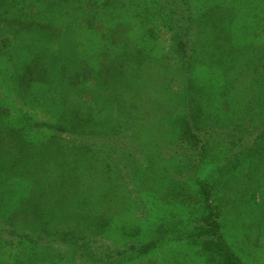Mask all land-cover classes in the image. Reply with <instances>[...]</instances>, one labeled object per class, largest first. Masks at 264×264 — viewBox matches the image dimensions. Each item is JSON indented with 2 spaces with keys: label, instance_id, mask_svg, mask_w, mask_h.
<instances>
[{
  "label": "trees",
  "instance_id": "16d2710c",
  "mask_svg": "<svg viewBox=\"0 0 264 264\" xmlns=\"http://www.w3.org/2000/svg\"><path fill=\"white\" fill-rule=\"evenodd\" d=\"M0 84V264H264V0H0Z\"/></svg>",
  "mask_w": 264,
  "mask_h": 264
},
{
  "label": "rangeland",
  "instance_id": "374dc122",
  "mask_svg": "<svg viewBox=\"0 0 264 264\" xmlns=\"http://www.w3.org/2000/svg\"><path fill=\"white\" fill-rule=\"evenodd\" d=\"M159 35L161 36L159 43L160 46H165V43L163 41L164 34L160 33ZM83 53H86L92 57L94 51L92 47L91 49H89L88 47V50L83 51ZM12 87L13 86H10L8 88L5 84H0V101H5L10 106L14 117L17 115H27L41 121H47V119H50V115H48L47 112H42V110L46 109L45 104L47 103H44V101L40 99L39 94H36L34 92L33 94L29 95L26 100H22L20 98H17V96L15 95V91L12 90ZM36 92L40 93L39 88L36 89ZM33 97L35 98L34 101L31 100V98ZM124 217L126 219L127 215H125ZM236 223L239 225V219H236ZM235 232H237V229ZM251 234H254L253 230L251 231ZM237 235H235L233 239L236 241H241V238ZM118 240L116 235H110L105 239L108 244L113 246L118 244ZM251 240H253V238H251ZM0 252H2L1 248ZM254 255L257 262L264 263V248L262 250H258L256 253H254Z\"/></svg>",
  "mask_w": 264,
  "mask_h": 264
}]
</instances>
